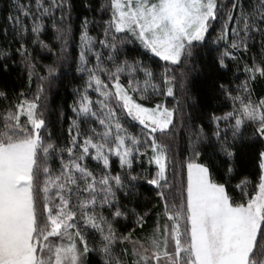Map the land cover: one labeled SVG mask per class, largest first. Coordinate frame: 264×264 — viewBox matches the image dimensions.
Segmentation results:
<instances>
[{
	"label": "snow or ice",
	"instance_id": "snow-or-ice-1",
	"mask_svg": "<svg viewBox=\"0 0 264 264\" xmlns=\"http://www.w3.org/2000/svg\"><path fill=\"white\" fill-rule=\"evenodd\" d=\"M14 67L0 264H264V0H9Z\"/></svg>",
	"mask_w": 264,
	"mask_h": 264
},
{
	"label": "trees",
	"instance_id": "trees-1",
	"mask_svg": "<svg viewBox=\"0 0 264 264\" xmlns=\"http://www.w3.org/2000/svg\"><path fill=\"white\" fill-rule=\"evenodd\" d=\"M9 4V0H0V23H2V17L4 13L7 11V6ZM0 82H6L9 87H16L19 88L21 86L27 88V80L26 77H23L20 75V70L18 68H12L10 72L7 75L0 74ZM64 84H67V80H65ZM194 88L196 91L204 92L207 88V81L203 75L197 77ZM261 91H264V89H261L260 87H257V93H260ZM177 98H180L179 90L177 92ZM55 105L63 107L65 104V101L67 103H71L70 99V89H66L64 85H62L59 88V91L54 96ZM168 100L171 102L172 98H168ZM53 121H55L56 117L53 115L51 117ZM66 127V125H65Z\"/></svg>",
	"mask_w": 264,
	"mask_h": 264
}]
</instances>
